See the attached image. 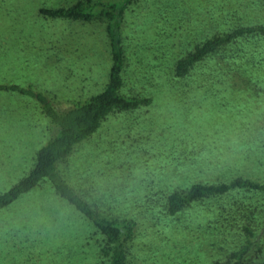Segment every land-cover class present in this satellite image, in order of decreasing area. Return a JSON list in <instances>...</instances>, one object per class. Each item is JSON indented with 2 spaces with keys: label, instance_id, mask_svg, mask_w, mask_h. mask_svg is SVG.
Masks as SVG:
<instances>
[{
  "label": "rangeland",
  "instance_id": "rangeland-1",
  "mask_svg": "<svg viewBox=\"0 0 264 264\" xmlns=\"http://www.w3.org/2000/svg\"><path fill=\"white\" fill-rule=\"evenodd\" d=\"M74 1L0 0L1 85L43 93L57 108L103 90L112 64L105 26L39 15L41 7ZM259 3L136 0L126 12L125 91L151 97L152 104L110 117L59 166L100 212L109 207L111 215L124 217L128 211L136 220L129 264H211L240 245L241 230L208 218V205L176 218L165 216L162 190L199 179L222 180L220 169H208L216 158L248 169L247 149H264V100L243 91L234 74L226 77L227 85H164L168 69L162 59L180 57L203 38L257 20ZM41 108L29 96L0 91V194L31 170L37 152L52 137ZM238 136L253 137L243 141ZM254 152L251 159L259 155ZM198 168L204 172L201 178ZM243 222L239 218L238 224ZM93 230L45 183L0 211V264H100ZM255 261L264 264V259Z\"/></svg>",
  "mask_w": 264,
  "mask_h": 264
},
{
  "label": "trees",
  "instance_id": "trees-1",
  "mask_svg": "<svg viewBox=\"0 0 264 264\" xmlns=\"http://www.w3.org/2000/svg\"><path fill=\"white\" fill-rule=\"evenodd\" d=\"M135 1L75 0L70 5L41 7L39 10L40 17L47 20L100 23L105 26L112 64L108 81L98 94L85 101L74 100L57 108L43 93L0 84L1 92L26 95L39 103L52 130V137L37 152L31 170L0 194V211L13 205L24 194L49 183L60 198L72 205L93 226L91 238L95 241L100 264H129L137 222L127 215L128 211L124 217L111 215L109 207L105 212H100L94 203L70 185L59 165L67 161L78 144L95 136L110 117L152 104L151 97L136 96L125 91L129 56L123 44L122 23L128 8ZM256 8L260 10L257 20L203 38L180 57L162 59V67L168 69L165 76L162 75V83L173 88L181 83L201 89L204 85H227L229 81L226 77L234 74L243 82L242 86L246 89L243 91L264 97V0H260ZM261 98L259 100H264ZM238 137L251 141L253 136ZM261 138L264 141V134ZM258 148L256 152L247 149L245 158L251 162L250 165L245 164L251 168L240 169L233 163L225 164L216 158L213 162L209 161L208 169H220L222 180L209 182L199 179L190 184H180L171 191L162 190L160 206H163L165 216L176 218L189 208L208 205L206 209L211 215L208 218L212 217L217 222L224 220L241 230L240 245L225 258L214 259L211 264H256V259H264V149ZM173 149H178V146L173 145ZM253 152L259 155L251 159ZM197 175L200 178L204 175L201 168H198ZM239 218H243L244 222L238 224ZM211 223L208 221V225Z\"/></svg>",
  "mask_w": 264,
  "mask_h": 264
}]
</instances>
